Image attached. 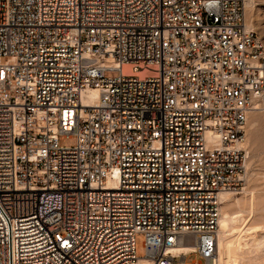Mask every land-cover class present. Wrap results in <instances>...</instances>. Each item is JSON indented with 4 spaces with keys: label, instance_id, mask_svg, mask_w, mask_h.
Here are the masks:
<instances>
[{
    "label": "built area",
    "instance_id": "1",
    "mask_svg": "<svg viewBox=\"0 0 264 264\" xmlns=\"http://www.w3.org/2000/svg\"><path fill=\"white\" fill-rule=\"evenodd\" d=\"M253 111L245 0H0V264H214Z\"/></svg>",
    "mask_w": 264,
    "mask_h": 264
},
{
    "label": "bare ground",
    "instance_id": "2",
    "mask_svg": "<svg viewBox=\"0 0 264 264\" xmlns=\"http://www.w3.org/2000/svg\"><path fill=\"white\" fill-rule=\"evenodd\" d=\"M253 2V0H245V10L247 8L246 23L249 28H253L254 26L252 16L250 15ZM97 96L98 90H90L89 95H87V98H84V101L91 102L92 98ZM258 112L264 111H253L249 115V130L246 129V137L239 144L243 148L249 142L250 128L256 125V121L258 122L257 119H254ZM252 114L255 115L249 121ZM246 165L248 166V163ZM234 194L235 191L231 190L223 191L219 194L221 206L217 226L215 264H244L247 261L251 263L254 262L251 260L253 258L257 260L258 257L256 258L255 256L264 250V195L257 194L252 189H245L243 197L234 198ZM194 252H196V246L194 245L181 244L172 249L174 255L183 258L188 257ZM136 264L155 263L149 257H139Z\"/></svg>",
    "mask_w": 264,
    "mask_h": 264
},
{
    "label": "rangeland",
    "instance_id": "3",
    "mask_svg": "<svg viewBox=\"0 0 264 264\" xmlns=\"http://www.w3.org/2000/svg\"><path fill=\"white\" fill-rule=\"evenodd\" d=\"M253 7L251 9V16L253 19V28L259 33V35L264 40V0H253ZM247 13V8H246ZM248 16V14H247ZM108 76H117L119 73L117 71H109L106 73ZM256 114V113H255ZM250 117L249 121L253 117ZM257 116L254 119H257L256 125L250 128L249 131V142L247 140V144L245 147L247 151V163L246 170L242 176V183L240 190L235 192L234 198L243 197L245 195V189L247 190H254L257 194L264 195V112H258ZM249 122H247L248 124ZM249 130V124L246 126ZM245 132V137H246ZM248 138V136H247ZM61 145H75L76 139L75 138H66L61 136L60 138ZM250 164V165H249ZM145 240L144 234L137 235V255L142 258L145 257V248L143 246ZM257 260L253 258L251 262L247 261L248 263L252 264H264V250L260 252L258 255L255 256ZM196 258V254L192 253L190 255V260L193 261ZM199 264H206V262L198 258ZM245 262L244 264H248ZM217 263V262H216ZM213 264V263H211ZM215 264V263H214Z\"/></svg>",
    "mask_w": 264,
    "mask_h": 264
}]
</instances>
